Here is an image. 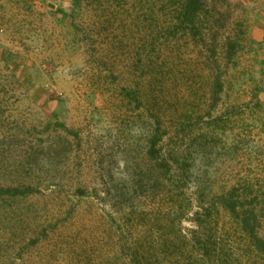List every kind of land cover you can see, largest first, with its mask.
Wrapping results in <instances>:
<instances>
[{"label":"rangeland","instance_id":"1","mask_svg":"<svg viewBox=\"0 0 264 264\" xmlns=\"http://www.w3.org/2000/svg\"><path fill=\"white\" fill-rule=\"evenodd\" d=\"M71 2L0 42V264H264V0Z\"/></svg>","mask_w":264,"mask_h":264},{"label":"crops","instance_id":"2","mask_svg":"<svg viewBox=\"0 0 264 264\" xmlns=\"http://www.w3.org/2000/svg\"><path fill=\"white\" fill-rule=\"evenodd\" d=\"M71 3V0H0V42L14 54L50 53V44L43 43V39L55 37L57 17ZM32 40L41 41V46L37 47Z\"/></svg>","mask_w":264,"mask_h":264}]
</instances>
